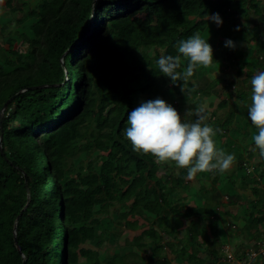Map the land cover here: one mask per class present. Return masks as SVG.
<instances>
[{
    "label": "trees",
    "instance_id": "16d2710c",
    "mask_svg": "<svg viewBox=\"0 0 264 264\" xmlns=\"http://www.w3.org/2000/svg\"><path fill=\"white\" fill-rule=\"evenodd\" d=\"M4 6L10 15L22 12L18 25L33 21L30 34H17L19 45L9 36L0 47V264H240L221 251L219 218L243 238L237 260L259 250L264 159L247 105L251 78L257 68L264 71V0H40L34 6L5 0ZM213 13L223 21L213 35L224 29L236 48L222 40L211 45L212 64L237 63L235 76L211 78L198 67L187 81L195 90L182 94L159 72L157 51L179 55L177 42L197 32L202 37ZM242 42L253 44L249 52L239 50ZM186 64L181 57L178 71ZM209 96L221 114L211 113L207 123L221 129L214 138L237 154L244 174L239 184L229 173L218 184L214 172L198 190L201 199L189 203L178 194L190 186L187 170L175 174L174 162L133 151L124 135L127 114L159 97L186 120L181 103L192 100V109ZM79 152L85 160L76 164ZM247 179L252 185L244 189ZM126 229L138 232L118 242ZM108 241L115 250L101 257ZM247 264H264V255Z\"/></svg>",
    "mask_w": 264,
    "mask_h": 264
},
{
    "label": "clouds",
    "instance_id": "9594fccd",
    "mask_svg": "<svg viewBox=\"0 0 264 264\" xmlns=\"http://www.w3.org/2000/svg\"><path fill=\"white\" fill-rule=\"evenodd\" d=\"M220 27L223 23L218 13L207 17ZM239 31V28L236 29ZM225 47L236 48V43L228 39ZM179 55H162L157 61L160 73L179 86L182 94L190 95L195 88H188L187 81L200 66L209 67L213 62V49L197 32L186 40L177 42ZM181 57L187 61L181 72ZM183 82L178 84V82ZM250 104L247 105L248 119L257 130L252 137L259 156L264 159V71H258L251 78ZM185 115L194 117L183 120L180 113L157 97L141 102L140 106L127 114L128 127L124 131L132 150L151 155L160 164L174 162L175 166L187 170V178L194 179L198 173H224L235 162V155L218 149L214 136L221 131L207 121L209 113L204 106L188 109ZM251 171V170H249Z\"/></svg>",
    "mask_w": 264,
    "mask_h": 264
},
{
    "label": "rangeland",
    "instance_id": "374dc122",
    "mask_svg": "<svg viewBox=\"0 0 264 264\" xmlns=\"http://www.w3.org/2000/svg\"><path fill=\"white\" fill-rule=\"evenodd\" d=\"M22 1H25V0H12L13 4L15 5H20L21 6V2ZM40 0H27V2L31 5V6H34L36 5ZM4 3H5V0H0V26L2 25H5V31L4 32H0V47H4L6 48L7 47V43H6V38L11 36V37H14L16 39V45L18 44L19 45V42H20V37L17 35L18 33L24 31L26 33H29V29H28V24L33 21V19H28L26 22H23L21 25H18L17 22H16V18L20 17L22 12H19L17 13V15H10L9 12L6 11V8L4 6ZM262 1H259L258 4H261ZM24 10V8H23ZM241 22L244 23V21L241 20ZM225 26V29H226V24H224ZM217 28L216 24L213 23L211 25H209L205 31L203 32L202 34V37L203 39L205 40H208V43L210 45H216L218 43V41L222 40V41H226L228 40L229 38V35L227 34H223V32H225V30H220L218 32V34L216 36L213 35V31L214 29ZM250 42V41H249ZM22 48L23 45H21ZM215 47V46H214ZM251 47H253V44L252 43H245V42H242L240 43V47H239V50L245 48L246 51H250L251 50ZM216 50V47L213 48V52H215ZM153 51V50H152ZM158 54L159 56L161 57L163 55V52L164 50H161V49H158ZM246 59V56H244L242 59H240L241 61L245 60ZM234 65V66H233ZM232 66L228 67L226 66V63H224V61H220V59H218L217 61H215L213 64H211L209 67L205 68V67H202L200 66L199 68L201 70H204L207 75L211 78H218V77H222V78H229L231 80H233L234 76H235V70H236V65L237 63H233ZM260 71L259 68L256 69V72ZM192 102V100H190L189 102H183L181 104H183V109H182V113H183V116L184 118L187 120V119H191L190 116H187L185 115V112L188 110V109H191V108H188V105L189 103ZM211 103V104H210ZM217 103V99L214 97V96H209V97H204V102L202 104H200L201 106H204L205 109L208 111L209 113V116L211 113L213 112H217L219 115L221 114V111L216 109L215 108V104ZM196 108V107H195ZM195 108H192V109H195ZM105 118V116H103V119ZM215 139V142H216V145H217V148L220 149L222 148L221 147V143L219 142V139L217 138H214ZM227 140L230 144H234V145H237L239 140L238 138L236 137V135L234 133H227ZM220 143V144H219ZM242 150V149H241ZM235 153V152H234ZM235 155H237L235 153ZM236 157V156H235ZM76 164L79 162V160H85V157H84V154L82 152H79L77 154L74 155L73 159H72ZM170 163V162H169ZM251 164L249 165V169H252V165H255L253 162H250ZM172 172L173 173H177L179 171V168H177L175 165L171 168ZM252 172L254 173V171L252 170ZM218 173V177L219 179L217 180L218 184L219 183H222V182H225L226 181V177L228 176L226 173H229V177H227V179L231 180L230 177H232L233 179L236 180V182L238 183V181L240 180V177L241 175L244 174V171L241 170V169H238L237 168V159H235V162L233 163L232 167L224 172V173H220V172H216ZM215 173H198L196 175V177L194 179H188V181H190V186L188 189H179L178 188V194H182V195H186L187 196V201L189 203H193L191 198L192 197H196L198 199H201V196H203V194L201 195L200 193V196H196L198 194V190L200 189V186H209L211 184V180L213 179V175ZM247 181V183H246ZM242 187L244 189L250 187L252 185V183L249 182V180H244L242 182ZM239 184V183H238ZM263 189H264V178L263 179H260V184ZM113 210L114 208L110 207L108 209V214L109 215H112L113 213ZM206 220H201L200 223L201 225H206ZM218 233H219V237H220V240L219 242L221 243V251L223 252V249L225 247V251L227 253H230V259L227 257L228 260H230V262L232 263H240V264H247L250 260L251 257L253 256H258V253L259 254H263L264 255V251H260L258 250L257 252L255 251H252V253L254 252L255 254H252V253H248L246 257H244L243 259H240V260H237L236 257H235V252H234V249L235 248H238V249H241V243H242V236L239 232V229L238 227H233L231 224L227 225H223L222 224V221H221V218H219L218 220ZM123 227L121 228H118L115 229V231L117 230V232L121 231ZM138 231H130L128 229L126 230H123L121 232L120 235H117V241L118 242H121L125 237H130L128 235L132 234V233H137ZM183 233V230L180 232L179 236L180 237ZM110 233H105V235H109ZM116 237V234L115 232H113L111 234V237L112 239L114 240V237ZM110 237V236H109ZM110 241L106 242L105 244H103L102 246V249H101V257L106 255H110L111 253L114 252L115 250V246H113V244L111 243ZM177 246V244H176ZM247 246V245H246ZM178 247V246H177ZM264 247V246H262ZM205 246H201V249H204ZM244 248V247H243ZM251 249V246H247L245 247V250L247 249ZM249 251V250H248ZM224 253V252H223ZM201 255L205 256V252H201ZM225 255V254H224ZM171 264H177V260H171L170 262Z\"/></svg>",
    "mask_w": 264,
    "mask_h": 264
},
{
    "label": "built area",
    "instance_id": "2783aa9c",
    "mask_svg": "<svg viewBox=\"0 0 264 264\" xmlns=\"http://www.w3.org/2000/svg\"><path fill=\"white\" fill-rule=\"evenodd\" d=\"M262 246H264V243L260 246V248H259L260 251H264V247H262ZM252 251H254V250H250L249 252L252 253ZM223 252H224L225 256L228 257V258L230 259V256H231V255H230V253H227V252L225 251V247H224V249H223ZM254 252H255V251H254ZM254 252H253L252 254H255Z\"/></svg>",
    "mask_w": 264,
    "mask_h": 264
}]
</instances>
